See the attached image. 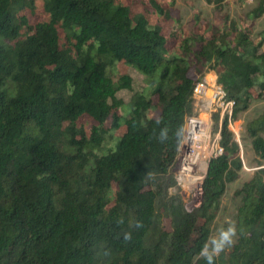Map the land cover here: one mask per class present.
I'll list each match as a JSON object with an SVG mask.
<instances>
[{
  "label": "trees",
  "instance_id": "obj_1",
  "mask_svg": "<svg viewBox=\"0 0 264 264\" xmlns=\"http://www.w3.org/2000/svg\"><path fill=\"white\" fill-rule=\"evenodd\" d=\"M206 1L213 22L184 25L173 0H0V264H206L199 251L240 175V145L224 119V153L189 210L171 191L175 133L211 71L234 120L264 98V37ZM263 13L259 0L248 18ZM121 90L133 91L129 110ZM245 130L264 159V114ZM237 193L236 240L214 264H264V167Z\"/></svg>",
  "mask_w": 264,
  "mask_h": 264
},
{
  "label": "rangeland",
  "instance_id": "obj_2",
  "mask_svg": "<svg viewBox=\"0 0 264 264\" xmlns=\"http://www.w3.org/2000/svg\"><path fill=\"white\" fill-rule=\"evenodd\" d=\"M172 1V0H171ZM174 4L172 6V10L174 12L180 11L181 18L183 22L189 21L193 17V7H199L200 14L203 18L207 19L211 22V20L216 15V6L214 3L204 4L203 1L206 0H173ZM259 0H243L244 5L240 6L238 0L234 3L222 2L219 5V17H223L228 19V21H237L249 26L252 35L255 39L264 37V13L256 18H248L251 11H253L257 5ZM191 2V4H189ZM176 5L179 6L176 8ZM182 22V23H183ZM264 50V43L262 46ZM119 73L130 72L134 78V90H144L145 86V77L135 71L132 68H129L124 63H119L118 65ZM114 79L118 78L117 75H114ZM133 91L130 90H121L118 93V96L122 98L126 102V110L131 108L130 100L132 98ZM264 114V98L254 100L251 106L238 114L237 118L231 130L233 129L235 138L238 139L240 145V155L243 160V167L240 171L239 177L228 184L227 190L225 194L220 199V209L214 221L211 224V237L218 236L219 230L221 228H227L229 222H236V215L238 207L241 204V196L237 193L238 189L242 187L243 183L249 180L256 169L260 167H264V159L259 158L251 145V137L247 134L245 130V125L248 121L257 118L258 116ZM215 125L218 126L219 120L213 117ZM232 130V131H233ZM123 131V129L121 130ZM264 137V133H261ZM177 171V164L174 167V174ZM199 203L198 200L192 199L191 204H187L188 209H193ZM234 242L236 240V236L233 238ZM232 246V245H231ZM226 247L225 249H230V247Z\"/></svg>",
  "mask_w": 264,
  "mask_h": 264
},
{
  "label": "built area",
  "instance_id": "obj_3",
  "mask_svg": "<svg viewBox=\"0 0 264 264\" xmlns=\"http://www.w3.org/2000/svg\"><path fill=\"white\" fill-rule=\"evenodd\" d=\"M223 1L234 3L237 0ZM193 106V114L186 117L176 163L177 171L174 174L175 185L171 191L181 189L190 197L189 204L192 203V199L198 200L199 203L195 207L197 208L202 203L209 164L224 153L221 142L223 121L227 119L231 129L235 120L234 101L217 81V74L214 71L207 73L195 84ZM215 114L219 115L218 126L213 120Z\"/></svg>",
  "mask_w": 264,
  "mask_h": 264
},
{
  "label": "clouds",
  "instance_id": "obj_4",
  "mask_svg": "<svg viewBox=\"0 0 264 264\" xmlns=\"http://www.w3.org/2000/svg\"><path fill=\"white\" fill-rule=\"evenodd\" d=\"M159 123V121H157ZM183 128L177 129L175 135L179 138L183 135ZM159 140L161 142L168 139V128L161 129L159 134ZM137 228L142 227L140 222L135 225ZM237 229L234 222H229L227 228H221L219 235L210 238L208 242H205L199 251V256L204 258L206 264H214L215 257L225 250L226 247L231 246L234 243V237L236 236ZM131 233L125 232L124 239L131 240Z\"/></svg>",
  "mask_w": 264,
  "mask_h": 264
},
{
  "label": "crops",
  "instance_id": "obj_5",
  "mask_svg": "<svg viewBox=\"0 0 264 264\" xmlns=\"http://www.w3.org/2000/svg\"><path fill=\"white\" fill-rule=\"evenodd\" d=\"M204 2V4H207L208 2L207 1H203ZM189 4H191V2H189ZM192 5V4H191ZM179 6H177L176 5V8H178ZM201 9V8H200ZM200 9H199V7H193V16L195 15V14H198V16H199V18H200V20H206V21H208L207 19H205V18H203L202 16H201V12H200ZM180 12V11H179ZM200 12V13H199ZM180 15H181V13H180ZM192 19H193V17L189 20V21H186V22H183V20H182V22H183V24L184 25H190V24H192ZM208 22H210V21H208ZM211 22H213V20H211ZM210 22V23H211Z\"/></svg>",
  "mask_w": 264,
  "mask_h": 264
}]
</instances>
